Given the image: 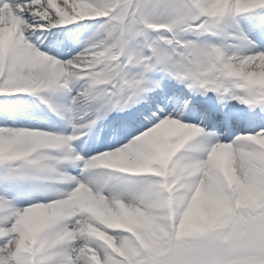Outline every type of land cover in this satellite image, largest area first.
Instances as JSON below:
<instances>
[{"label": "snow or ice", "instance_id": "6c2138e0", "mask_svg": "<svg viewBox=\"0 0 264 264\" xmlns=\"http://www.w3.org/2000/svg\"><path fill=\"white\" fill-rule=\"evenodd\" d=\"M0 264H264V0H0Z\"/></svg>", "mask_w": 264, "mask_h": 264}]
</instances>
